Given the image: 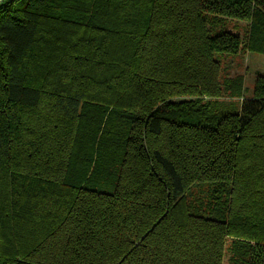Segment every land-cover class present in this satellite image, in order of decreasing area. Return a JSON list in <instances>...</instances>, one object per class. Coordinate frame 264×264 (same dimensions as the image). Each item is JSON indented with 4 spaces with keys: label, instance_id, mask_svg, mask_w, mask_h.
<instances>
[{
    "label": "trees",
    "instance_id": "trees-1",
    "mask_svg": "<svg viewBox=\"0 0 264 264\" xmlns=\"http://www.w3.org/2000/svg\"><path fill=\"white\" fill-rule=\"evenodd\" d=\"M246 51L264 0L0 2V264H264Z\"/></svg>",
    "mask_w": 264,
    "mask_h": 264
},
{
    "label": "rangeland",
    "instance_id": "rangeland-1",
    "mask_svg": "<svg viewBox=\"0 0 264 264\" xmlns=\"http://www.w3.org/2000/svg\"><path fill=\"white\" fill-rule=\"evenodd\" d=\"M241 28V34L244 31L245 21H234ZM225 66L228 67V73L231 77L242 74L245 78V96H250L258 74L264 75V54L246 51L238 52L236 55L225 57ZM237 100V98H236Z\"/></svg>",
    "mask_w": 264,
    "mask_h": 264
},
{
    "label": "water",
    "instance_id": "water-1",
    "mask_svg": "<svg viewBox=\"0 0 264 264\" xmlns=\"http://www.w3.org/2000/svg\"><path fill=\"white\" fill-rule=\"evenodd\" d=\"M3 0H0V2H2Z\"/></svg>",
    "mask_w": 264,
    "mask_h": 264
}]
</instances>
